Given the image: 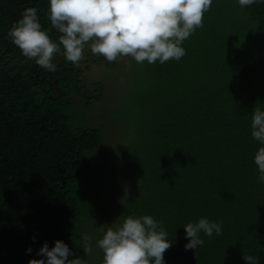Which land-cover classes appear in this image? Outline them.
Listing matches in <instances>:
<instances>
[{"label":"trees","instance_id":"16d2710c","mask_svg":"<svg viewBox=\"0 0 264 264\" xmlns=\"http://www.w3.org/2000/svg\"><path fill=\"white\" fill-rule=\"evenodd\" d=\"M30 7L58 35L48 0H0V264L41 259L37 250L57 239L84 264H101V229L145 214L172 242L165 264H246L244 255L264 264V183L253 163L260 145L250 135L252 110L264 109V5L213 0L180 60L131 59L109 122L91 114L107 103L105 85L86 75L119 60L86 54L84 66L72 65L58 53L56 71H44L7 36ZM119 123L118 194L108 201L94 190L98 152ZM199 217L220 222L222 233L201 234L204 243L185 250L182 226Z\"/></svg>","mask_w":264,"mask_h":264},{"label":"clouds","instance_id":"9594fccd","mask_svg":"<svg viewBox=\"0 0 264 264\" xmlns=\"http://www.w3.org/2000/svg\"><path fill=\"white\" fill-rule=\"evenodd\" d=\"M213 0H48L47 18L58 33L52 39L30 7L20 13L7 31L11 43L21 55L46 72L57 69L53 58L62 53L65 61L78 65L86 44L90 52L112 62L130 56L137 63L180 60L182 46L196 29L203 28V15ZM245 8L264 5V0H236ZM250 135L260 146L253 155L257 179L264 183V109L251 112ZM102 228V237L95 246L102 252L101 264H165L164 252L172 242L162 221L151 215H128ZM113 224V223H112ZM110 224V225H112ZM108 225V224H106ZM187 242L185 250H195L204 241L222 233V225L207 217H199L183 226ZM35 238L33 237V240ZM83 251L88 252V237L83 236ZM32 252L31 247L26 249ZM41 259L29 264H84L64 241L57 239L49 247L45 241L37 250ZM69 257H72L69 259ZM246 264H256L251 255H244Z\"/></svg>","mask_w":264,"mask_h":264},{"label":"rangeland","instance_id":"374dc122","mask_svg":"<svg viewBox=\"0 0 264 264\" xmlns=\"http://www.w3.org/2000/svg\"><path fill=\"white\" fill-rule=\"evenodd\" d=\"M86 54H91L90 43L86 44L82 53V66L85 65ZM119 60L118 65L114 69H109L105 65L94 66L87 73V77L90 80L101 81L105 85V97L106 104L96 105L95 109L91 112L95 116L94 120L102 119L107 122L111 120L110 116H114V112L117 110L120 102L124 100L126 95V78L129 75L131 69V57L121 56L117 58ZM98 115V116H96ZM115 120V118H113ZM114 127H110L104 131V144L98 152L100 158L101 168L99 170L98 178L94 183V190L102 197L103 200H110L112 197L116 198L119 184L113 176L114 170H117L116 159L120 151V144L124 141L122 135V124H112ZM119 173H117L118 175ZM111 197V198H110ZM113 198V199H114Z\"/></svg>","mask_w":264,"mask_h":264}]
</instances>
